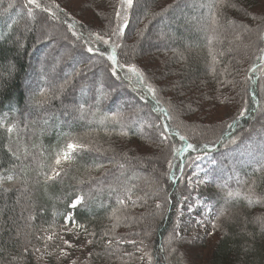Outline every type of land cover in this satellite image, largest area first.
<instances>
[{
    "label": "trees",
    "instance_id": "16d2710c",
    "mask_svg": "<svg viewBox=\"0 0 264 264\" xmlns=\"http://www.w3.org/2000/svg\"><path fill=\"white\" fill-rule=\"evenodd\" d=\"M262 1L134 0L128 32H135L140 24L139 41L143 39V42L139 46L147 47V51L155 48L152 50L154 53H177L180 63L174 64L181 66L187 73L184 74L185 78L202 80L216 88L223 72H229L235 66L229 57L224 59L221 55L225 51L223 40L233 30L238 40L245 45L242 57L244 54L259 52L253 70L259 67V61L260 65H264V61L261 62L264 50H260L264 41ZM9 3L13 7L10 8ZM41 5L51 12L61 6H55L50 0H43ZM30 7L27 0L0 2V125H3L0 127V264H42L36 255L37 247H41L39 237L47 230L58 228L59 231L62 227H71L88 239L91 251L81 264H264V203L249 204L245 198L250 189L253 200L259 201L264 197V158L263 161L246 163L243 167H236V164L230 167V159L223 157L226 151L235 147L234 143L232 145L228 141L240 136L251 120L255 121L260 104L257 82L249 91L251 96L248 98L247 112L233 128L226 129L230 135L223 142H215L207 154L199 150L191 153L209 156L205 166L209 184L200 187L195 195L206 199L211 206L214 223L218 225L214 228V238L208 240L209 244L204 247L206 244L193 242L186 232V239L179 241L170 254L169 247L163 241L169 238H165L168 234L174 233L172 198L175 199L179 185H170L169 180L163 178L164 175L160 179L156 176L151 179L143 160L131 155L119 158L114 148L111 154V148L92 143L96 137L108 135L117 140L121 138L122 132H126L128 144H144L148 148L151 145L153 150H165L167 146L163 142L149 143L153 139L155 142L160 141L156 136L158 127H151L148 114L143 118V124L148 129L139 131L138 126L142 122L139 118L135 124H130L129 121H120L123 117L118 118L116 114H106L100 110L94 94L90 92L94 85L93 78L89 76L90 80H85L86 85H83L82 91L85 100L92 104H86L83 99H75L76 103L83 105L84 111L88 105V115L83 116L73 109L74 97L64 102L63 95L75 85L77 79L88 72L86 65L91 62L89 58H99L107 66L109 62L83 52L81 48L80 55L75 54L73 60L63 64L62 54L47 48L52 42L44 41L35 45L38 35L31 32L40 29L45 19L60 26L64 32L71 25L81 36L82 25L76 19L60 15L61 12H55L58 16L54 12L49 15V12L34 7H31L33 14L29 16ZM154 8L156 12L152 11ZM26 18L30 33L29 30L25 32L18 29V25ZM35 18H39L40 23L36 24ZM151 34L152 39L148 37L146 40V36ZM157 35L163 36L166 44L158 46L151 42ZM38 56L39 64L33 66L32 61ZM122 56L128 58L126 53L121 54L120 49H117V59L120 60ZM37 75H40L38 78L41 82L34 84ZM109 77L110 82L115 81L123 88L124 85L128 87L140 99L147 112L157 115V106L150 103L145 93H140L128 83L124 84L120 77H112L110 71ZM98 93L103 98L107 94L103 88ZM117 93L121 100L127 98L122 90ZM111 116L116 119H105ZM8 127L14 128L11 134L7 132ZM259 128L263 129L264 126ZM172 130L175 135L168 134L171 145L180 136L177 129ZM86 138L94 146L76 149L72 160L65 161L67 167L60 169L61 175L54 180H47V176L53 175L52 167L56 157H62L67 144L83 145L82 140ZM252 139L260 144L264 153V133L254 138L247 137L246 140L248 142ZM175 145L180 144L178 142ZM186 156V153L175 158L171 155V161L173 164L180 159L186 161ZM120 164L124 167H119ZM155 164L163 172L166 171L168 160L163 156ZM169 170L166 171L167 177ZM174 171L178 175L176 172L179 171L175 168ZM138 174L143 177H138ZM155 180L161 181V189L149 187L150 182ZM220 185L225 187L221 188ZM180 188L184 189L183 186ZM158 191L168 192L160 197ZM228 191L240 195L229 198ZM77 197L81 198V203L73 208L70 205ZM120 200L125 203L121 205ZM157 203L162 204V208L157 209ZM221 210H224V215L216 220ZM69 215L71 221L66 219ZM114 219L124 222V228L130 229L128 237L144 241V256H140L137 247L133 248L136 243L128 242L132 239L116 237L119 225L113 222ZM73 222L76 227H73ZM194 248H200L198 253H195ZM51 259L55 258L52 256ZM49 264L55 263L50 260Z\"/></svg>",
    "mask_w": 264,
    "mask_h": 264
},
{
    "label": "rangeland",
    "instance_id": "374dc122",
    "mask_svg": "<svg viewBox=\"0 0 264 264\" xmlns=\"http://www.w3.org/2000/svg\"><path fill=\"white\" fill-rule=\"evenodd\" d=\"M50 1L54 3L55 6H62L56 9V11L52 9V12H54L56 16H58V14H56L55 12H61L60 15H64L66 18L76 19L82 25L80 30L84 39L81 40H77L76 37L72 36V32L70 30L65 29L66 32H64L60 26L53 24V22L47 19L42 22L40 29L38 28L35 29V31L31 32H34L35 35H38V42L35 43V45H37L38 43L41 44V42L44 41L47 43L52 42V45H50V47L47 46V48L50 50L52 49L56 54L61 53L62 59H60L61 63L63 62V64L65 62L69 63L74 59V56L76 57L77 54L80 55L79 50L81 48L83 52L85 51L86 41L89 38L90 32L103 33L109 28L116 27V25L120 23V21L116 18V12L118 10H121V0ZM38 2L41 4L43 0H38ZM260 5L262 11H264V0ZM152 11L156 12L157 9L154 8ZM130 12L131 9H128L125 13L128 18V23L125 28L126 33L121 37L119 41L120 47L118 48L120 49V53H126L128 58L122 56L120 60L122 63L135 66L141 72H143L145 75L146 84L142 86L139 83V79L131 73L121 72L119 74V77L122 79L121 81L124 84L128 83L135 89H138L140 93H145V95H147L150 99V103L157 106H155L157 108H155L157 115H155L153 112H147L145 107L141 105L140 99L138 100L136 94L132 93V91L128 87L124 85L125 88H123L115 81L110 82L109 79L111 77H109L107 65L99 58L94 59V57H92L91 59L89 58L91 62L86 65L88 72L84 74L82 78L77 79L75 85L68 89L67 94L63 95L65 98L64 102L74 97L73 109L76 110L77 113L81 114V105L76 103L75 99L77 101L83 99L86 104L90 102L85 100L82 88L84 84L86 85L85 80H90L89 77H91L93 78L94 88L90 92L95 96L96 105L100 108V110L106 112V114H116L118 115V118H124H121L120 121H129L128 123L130 124L131 122L135 124L137 118H139L138 120L142 121L138 126L139 131L147 128V125L143 124V118L145 117V114H148L150 116L148 120L152 125L151 127H154V129L155 127L157 128L162 125L168 124L172 127V129H177L180 132V135L185 136L186 141H190L194 144H205L213 141L219 142L220 135L227 129L226 125L229 123H233L232 120H234L238 116L239 112L243 111L245 115L249 108L248 98L251 96L249 91H251L252 85H256L257 82V94L260 104L256 112L255 121L251 120L243 128V132L241 133V135L234 138L236 141L234 143L235 147H233L231 151H226L223 157L224 159H230V167L231 165L235 166V164L236 167H243L246 163L249 162H257L261 160L263 161L264 153H262L263 150L261 149V147H259L260 144L257 143L256 140L254 141V139L248 142L246 140L247 137L254 138L257 135L264 133V128H259L261 126H264V65H260L259 61V67L253 70L259 52L247 55L244 54L242 57V48H244L245 46L243 45V41L238 40L236 34H234V30L233 33H227L226 39L223 40V47L227 52H221V55L224 59L229 57L231 63L234 62L235 66L229 72H223L224 75L222 77H219V82L216 85L217 87L214 88L212 85L207 84L205 81L187 79V77L185 78L184 74L187 73L182 70L181 66L174 64V62L180 63L177 58V53L173 52L168 54L165 51H158L154 53L152 52V50H154L155 48H151L147 51V47L139 46V43L141 45V42H143V39L141 40V42L139 41L140 36L138 34L139 27H141V25H137V29L135 30V32H128L129 27H131L129 24ZM175 15H177V13ZM121 19H123V17H121ZM143 20H146V18H144ZM30 21L31 20L29 19V22ZM34 21L36 22V24L40 23L39 18H35ZM68 22L70 21L68 20ZM26 23H28L27 18L18 25V29L25 32L29 30L28 33H30L31 29L27 27ZM156 27L157 26H155V28ZM152 32H154V30H152ZM208 34L210 37L213 36L209 31ZM152 36L153 34L149 36L147 35L146 40L148 39V37H150L151 40ZM151 42H154L155 44L160 46L162 44H166V39H164L163 36L157 35ZM90 46L101 49L107 47L103 44H97L95 42H93ZM148 46L152 47L153 45ZM261 49L264 50V41L260 46V50ZM45 52L46 48L41 55L42 57L44 56ZM106 55L107 53H105V56ZM39 59L40 56H38L36 59L34 58V60L32 61L33 66L39 64ZM102 59L106 60L105 58ZM263 61L264 54L261 56V62ZM39 76H36L34 84L37 82H41L38 78ZM32 84L33 83H30V85ZM97 84L101 85L96 86ZM148 85H151L156 90V98H153L152 94L147 92L146 87ZM102 88L107 92V94L104 95L106 99L98 93V91L100 92ZM121 90L127 95V98L123 100L119 98V95L117 93V91ZM56 91L54 93H56ZM32 92H34V90ZM132 100L139 103L141 106L135 102L132 103ZM157 100L159 101V103H157ZM160 108H164L168 115L159 112ZM122 109L123 112H120V110ZM87 111L88 105L86 107V111H84L83 116L88 115L86 114ZM34 115H36V117H39L36 112H34ZM74 119H77L76 116ZM113 125L114 124H112V126ZM125 125L126 124H124V126ZM108 136L96 137L92 141V143L94 145L102 144V147L111 148V154L112 148H114L116 150V156L119 158H125L127 155H131L145 161L142 163L143 165L147 166L148 171H150L149 175L151 179H153L155 176L156 178L160 179L164 175L163 178L165 180L168 179L170 185H172V179H170V177H172V174L175 172L174 169L169 170L167 164V167H165L167 172L169 170V175L167 177V172L165 170L162 172L161 169L159 170V168H157V164H155V161L160 160L163 156L166 160H171V154L169 150V145L171 144L169 141L163 142L158 134H156L157 138L160 141L156 139L157 141L155 142L153 141L154 139H149V143L159 144L163 142L164 145L167 146L168 150H164V148H155L153 150L151 145L148 148V146L144 144H128L129 141L126 140V135L120 136L121 138L117 140L116 138L113 139ZM100 139H102L103 141L98 142ZM120 139H123L124 141ZM82 142L84 143V146H94L89 142L87 138L85 140H82ZM178 142L180 145L177 146H182L179 138L177 141H174L175 144H178ZM228 142L231 143V140ZM228 142L226 143L228 144ZM196 153L192 154L191 156L196 157ZM111 154H109L108 156H111ZM155 154L158 156L157 159L155 158ZM200 157L201 159L199 160H186L185 162L192 164L193 167L186 169L184 180H177L176 183H173L174 187L176 185H179V189H177L176 192L177 195H174L175 199L172 198V204L174 207L173 214H175L173 216L174 232L179 233V237L173 240L170 245L167 243L169 239L167 237H169L171 234H168L165 237L167 238V240L163 242H166V246L169 247L170 254H172L175 248L174 246H176L179 241L186 239V232H188L187 235L189 237H192L193 242L198 243L199 245L206 244L204 245V247H207V245L209 244L207 242L208 240L214 238L215 229L212 225L215 219L211 206L206 201V199H201L195 195L196 191L200 187H204L205 185L209 184V179L207 178V176H205L207 172V167L205 166L208 163L207 159H209V156L200 154ZM57 158L58 157H56V159ZM263 165L264 163H262V166ZM64 166L67 167V164H65V161H62L61 165L57 166L55 164L52 169L60 171V169H63ZM193 171H195V173L200 177V181L202 182H198L196 176H192V183L189 184L188 176L192 175ZM176 174H178L176 176L180 175L179 172H176ZM138 177L142 178L143 176L141 174H138ZM155 181L150 182L149 187L151 189L160 187L161 189V181ZM181 186H183L184 189H181ZM167 192L168 191L160 192V197H162L164 193L166 195ZM160 202H162V200ZM158 217L159 215L156 217V219ZM113 222L119 225V227L117 228L118 235L116 237L123 239H132L133 241H135L136 244L133 248L137 247V251H139L140 256H144V247L146 245L144 241L138 239L137 237H128L127 232L130 229L124 228V222L115 219L113 220ZM48 237H52V239H48ZM39 239V246L41 247H37L36 255L42 264H49L50 260L55 264H81L88 258L91 251V247L88 245V239L83 237L80 233H78V231H75L71 227H62L59 231L58 228L47 230L43 232ZM65 241H67V243H65ZM118 241L121 240L119 239ZM194 249L195 253H198V251L200 250V248ZM202 252L205 253L206 251H204L203 249ZM61 253H66V255H62ZM52 256L55 259L52 260ZM145 263H147V261Z\"/></svg>",
    "mask_w": 264,
    "mask_h": 264
},
{
    "label": "snow or ice",
    "instance_id": "6c2138e0",
    "mask_svg": "<svg viewBox=\"0 0 264 264\" xmlns=\"http://www.w3.org/2000/svg\"><path fill=\"white\" fill-rule=\"evenodd\" d=\"M0 2H2V0H0ZM133 3L134 0H121V10H118L116 12V18L117 20L120 21V23H118L116 25V27L114 28H109L108 30L104 31L103 33H89V38L86 41V47H85V51L89 54H93L97 57L100 58H105L109 63V65L107 66V71H110L111 76L112 77H117L119 78V74L121 72H127V73H131L134 76H136L139 79V83L144 86L146 84V80H145V75L143 72H141L137 67L132 66V65H127L126 63H121L118 59H117V49L120 47L119 41L121 39V37L124 35L125 33V28L127 26L128 23V18L125 15V13L127 12L128 9H131L133 7ZM27 5L34 7L35 9H40L42 11H46L49 12V15H52V12L49 8H47L46 6H42L38 0H27ZM9 7H13L12 3H9ZM31 7L29 8V12L28 15L31 16L32 10ZM6 11V10H5ZM121 17H123V19H121ZM69 30L72 32V36L76 37L77 40H81L84 39L81 35H78L73 29L72 26H69ZM94 38V40H93ZM93 42L97 43V44H103L105 46H107L106 48H94L92 46H90ZM22 46V45H21ZM110 49V50H109ZM105 53H107V55L105 56ZM147 92L151 93L153 98H156V90L151 86L148 85L146 87ZM43 95V94H42ZM157 103H159V101L157 100ZM80 112L81 115H84V107L83 105L80 106ZM159 112L164 113L165 115H168V113L166 112V110L164 108H160ZM94 115V114H93ZM244 116V112L241 111L239 112L238 116L235 118L234 123H229L226 125L227 129H231L234 127V124L236 122H238L240 117ZM105 119H113L115 120L116 117L113 116L111 118L109 117H105ZM0 127H3V125H0ZM14 131L13 127H8L7 128V132L9 134H11ZM169 133H173L172 127L168 124L162 125L160 127H158L157 129V134L160 137V139L163 142H166L169 140ZM122 135H127L126 132H122ZM173 135H175V133H173ZM230 134L225 131L222 133L221 137L219 138L221 140V142H223V140L225 139V137H228ZM179 140L181 142L182 145L185 146H176L175 144L173 145H169L170 148V154L172 155V157H179L182 153H186V159H191V160H199L201 159L200 155L197 154L196 157H191V153L193 151H204L206 154L208 152H210L213 148L214 145V141L213 142H209V143H205L203 145H198V144H193V143H186V137L183 135L179 136ZM235 139H231V143H235ZM85 147L82 144L79 143H68L67 144V150L63 152L62 157H58L55 160V164L57 166L62 164V161H71L72 160V155L74 154L76 149L79 148H83ZM215 161L213 160V163ZM103 166V165H101ZM119 167L123 168L124 165L120 164ZM168 167L169 169H177L180 173L179 176H176L175 173H173L172 177H170V179H172V183H176L177 180H184L185 179V171L187 168L193 167L192 164L186 163L185 159H180L178 160L177 163L173 164L171 160L168 161ZM61 175V171L58 170H53V175H49L47 176V180L51 181L54 180L56 177H59ZM192 176H196V179L198 182H202L200 181V177L195 173V171H193L192 175L188 176V182L189 184L192 183ZM9 179H11V177H9ZM221 188H224V185H220ZM240 194L238 192H232V191H228L227 192V196L229 198H232L234 196H239ZM252 190H249V195L246 196L245 198L249 200V204H252L254 202H262L264 203V197H261L259 201H255L252 199ZM81 203V198L77 197L76 200L70 205L71 207L75 208L76 205ZM119 203L121 205H123L125 203L124 200H120ZM156 208L160 209L162 208V204L157 203L156 204ZM224 215V210H221L219 212V214L216 216V220H219L221 216ZM68 221L72 220L71 215H69L66 218ZM67 226V224H66ZM213 228L218 227V225L216 223H213ZM73 227H76V224L73 222ZM179 237V233L174 232L172 235L169 236L168 239V244L170 245L172 243V241L176 238ZM48 239H52V237H48ZM129 243H135V241H128ZM65 243H67V241H65ZM62 255H66V253H61Z\"/></svg>",
    "mask_w": 264,
    "mask_h": 264
}]
</instances>
